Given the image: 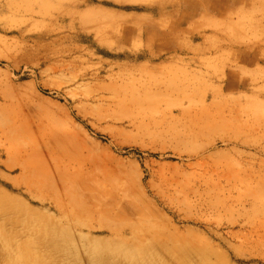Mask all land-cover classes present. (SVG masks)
I'll return each instance as SVG.
<instances>
[{"label":"rangeland","instance_id":"1","mask_svg":"<svg viewBox=\"0 0 264 264\" xmlns=\"http://www.w3.org/2000/svg\"><path fill=\"white\" fill-rule=\"evenodd\" d=\"M0 118V224L33 254L63 230L264 264V0H0ZM43 153L99 199L12 166Z\"/></svg>","mask_w":264,"mask_h":264},{"label":"bare ground","instance_id":"2","mask_svg":"<svg viewBox=\"0 0 264 264\" xmlns=\"http://www.w3.org/2000/svg\"><path fill=\"white\" fill-rule=\"evenodd\" d=\"M0 126L6 132L8 140L20 137L19 133L14 128L8 127L2 118H0ZM43 154L41 161L39 158L34 159L30 157L29 154L17 157L12 161V166L19 167L28 179H32L40 171H43L44 167L42 165L48 163L49 169L51 170L52 168L55 171L54 173H56L59 181L64 185L69 197L78 195L84 199H99L97 191L93 187H90L87 182L79 180L75 174L63 171V163L57 159L56 155ZM91 190L94 191L92 192ZM51 192L54 195L52 190ZM2 229L3 226L0 224V258L11 260L21 250H28V243L24 244L23 241L17 240ZM47 236H49L51 241L48 248L50 251L45 254H33L29 250L24 251L25 255L23 259L26 264H68L67 260L74 264L81 263V260L88 261V264H210L206 254L194 247L179 252L172 249L162 250L163 248H154V246L151 247L150 245L148 246L150 249L145 248L144 251L146 252L143 254L131 249L126 250L120 244H113L110 247L91 246L89 242L92 239L82 234L77 235L78 240L81 243V239H83L87 244L80 245L79 248L75 241L70 239L68 233L63 230L52 231ZM10 247H14V249L12 250ZM193 254L197 255L199 259L198 263L191 261ZM14 262L12 261L11 263Z\"/></svg>","mask_w":264,"mask_h":264}]
</instances>
